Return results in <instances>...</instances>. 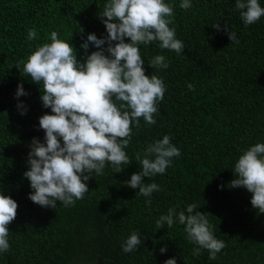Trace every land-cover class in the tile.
Returning <instances> with one entry per match:
<instances>
[{"label": "trees", "instance_id": "trees-1", "mask_svg": "<svg viewBox=\"0 0 264 264\" xmlns=\"http://www.w3.org/2000/svg\"><path fill=\"white\" fill-rule=\"evenodd\" d=\"M107 2L0 0V192L18 203V215L8 226L11 247L0 253V264H164L169 258L177 264H264V213L253 208L252 193L229 187L243 150L264 143V17L246 27L236 0H191L188 10L179 7L182 0H165L173 6L170 27L185 51L177 55L161 50L158 42L139 46L146 75L162 78L167 90L157 105L156 124L141 118L138 129L133 125L125 149L132 164L123 165L121 173L107 164L102 175L86 182L89 192L73 206L45 208L29 199L33 190L24 173L30 145L33 138L44 141L39 118L51 109L43 107L40 86L15 65L37 45L50 42L52 31L72 43L84 62L81 44L87 36H107L98 15ZM259 2L264 7V0ZM217 22L221 30L212 27ZM226 25L236 34L235 42ZM31 28L39 34L35 41L27 39ZM97 50L89 44L88 54ZM157 55L165 56L167 69L148 65ZM21 83L28 95L17 98ZM189 83L195 91L188 89ZM20 103L26 114H21ZM165 135L181 155L165 174L144 178L161 189L152 194L148 207L149 198L136 196L139 190L124 181L140 170L135 153ZM189 204L206 213L215 237L225 241L215 260L203 249L192 255L197 245L186 239L185 226L178 221L171 229L156 226L169 208L186 210ZM133 231L142 243L137 251L125 253L121 244ZM163 247L167 252L162 254Z\"/></svg>", "mask_w": 264, "mask_h": 264}, {"label": "clouds", "instance_id": "clouds-1", "mask_svg": "<svg viewBox=\"0 0 264 264\" xmlns=\"http://www.w3.org/2000/svg\"><path fill=\"white\" fill-rule=\"evenodd\" d=\"M179 7L190 9L191 0H182ZM235 9L246 27L264 17L259 0H236ZM98 15L106 26L107 36L98 38L95 33L87 36L81 44L84 62L78 59L72 43L52 31L50 42L37 45L25 60L15 65L23 76L40 86L43 107L51 109V114L39 118L44 141L33 138L27 161L29 170L24 173L33 190L29 199L45 208L56 209L58 203L73 206L77 200H83L89 192L86 182L93 175H102L109 163L114 173L123 172V165L132 164L125 149L130 144L133 125L138 129L141 118L147 125L156 124L157 105L164 100L167 89L162 78L154 73L146 75L139 46L158 42L161 50H171L177 55L185 51L183 42L176 38L175 28L170 27L174 23L173 6L165 0H108ZM212 27L221 30L218 22ZM225 30L231 43L235 42L236 34L229 32L227 25ZM38 35L31 28L27 39L35 41ZM126 38L130 42H125ZM89 44L99 50L88 54ZM148 65L155 70L169 67L164 55L150 59ZM187 87L195 91L193 84ZM26 95L23 84H19L16 97ZM18 108L22 109V115L26 114L23 103ZM180 155L170 136L155 140L143 152L135 153L140 170L132 173L124 184L138 189L136 196L149 198L145 203L151 207L150 197L161 189L155 182L145 183L144 178L165 174L173 158ZM233 173L236 178L229 187L252 193L253 208L264 213V143L243 150ZM197 207L189 204L180 211L171 207L156 220V226L163 229L166 224L171 229L178 221L185 226L186 239L197 245L192 255L199 256L203 249L208 251L210 260H215L226 247L225 241L215 237L214 226L206 213L196 211ZM17 210V201L0 192V253L10 250L8 226L16 219ZM141 243L140 235L133 231L121 247L125 253H132ZM160 252L166 253L167 247ZM164 264H177V260L169 258Z\"/></svg>", "mask_w": 264, "mask_h": 264}, {"label": "rangeland", "instance_id": "rangeland-1", "mask_svg": "<svg viewBox=\"0 0 264 264\" xmlns=\"http://www.w3.org/2000/svg\"><path fill=\"white\" fill-rule=\"evenodd\" d=\"M84 264H106V263L102 261H97V262H92V263L85 262Z\"/></svg>", "mask_w": 264, "mask_h": 264}]
</instances>
